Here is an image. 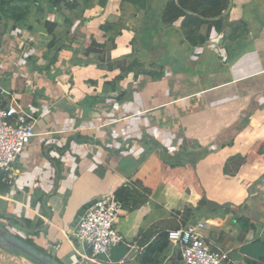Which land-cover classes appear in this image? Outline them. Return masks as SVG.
<instances>
[{
	"label": "crops",
	"instance_id": "obj_1",
	"mask_svg": "<svg viewBox=\"0 0 264 264\" xmlns=\"http://www.w3.org/2000/svg\"><path fill=\"white\" fill-rule=\"evenodd\" d=\"M188 1L0 0V85L35 120L4 229L60 264H183L161 236L203 223L229 264H264V0ZM123 188L125 243L94 261L71 231Z\"/></svg>",
	"mask_w": 264,
	"mask_h": 264
},
{
	"label": "built area",
	"instance_id": "obj_2",
	"mask_svg": "<svg viewBox=\"0 0 264 264\" xmlns=\"http://www.w3.org/2000/svg\"><path fill=\"white\" fill-rule=\"evenodd\" d=\"M34 122L16 96L0 85V172H13L14 165L35 137ZM123 210V203L115 196L93 202L78 219L71 238L85 253H90L92 260L103 261L113 248L125 243L116 229ZM204 228L203 223H196L168 230L166 240L178 249L183 264H229L228 253L205 238Z\"/></svg>",
	"mask_w": 264,
	"mask_h": 264
},
{
	"label": "water",
	"instance_id": "obj_3",
	"mask_svg": "<svg viewBox=\"0 0 264 264\" xmlns=\"http://www.w3.org/2000/svg\"><path fill=\"white\" fill-rule=\"evenodd\" d=\"M0 247L11 248L26 255L38 264H60L55 259L38 251L27 242L17 238L7 230L0 227Z\"/></svg>",
	"mask_w": 264,
	"mask_h": 264
},
{
	"label": "rangeland",
	"instance_id": "obj_4",
	"mask_svg": "<svg viewBox=\"0 0 264 264\" xmlns=\"http://www.w3.org/2000/svg\"><path fill=\"white\" fill-rule=\"evenodd\" d=\"M225 0H189L188 1V7H195V6H201L199 9V13H205V9H208L209 12L206 13V15H211L214 13L217 9L225 6ZM187 31L190 38H198V31H199V24L197 22H188L187 24ZM136 64V62H133ZM155 74H158V70L155 71ZM2 176L0 175V178ZM4 226L6 227L5 223L3 222L2 218H0V227L4 229ZM6 230V229H5ZM18 238V237H17ZM37 264V263H35Z\"/></svg>",
	"mask_w": 264,
	"mask_h": 264
},
{
	"label": "trees",
	"instance_id": "obj_5",
	"mask_svg": "<svg viewBox=\"0 0 264 264\" xmlns=\"http://www.w3.org/2000/svg\"><path fill=\"white\" fill-rule=\"evenodd\" d=\"M209 1H211V0H209ZM194 10H195V9H194ZM0 175L3 176V175H5V174L0 172ZM128 194H129V192L126 190V188H123V189H121L120 191L117 192V194L115 195V198L118 199L119 201H121V202L124 203L123 199H124V198L126 199V197H127ZM161 238L166 240V235L163 234V235L161 236ZM27 243H28V242H27ZM28 244H30V243H28ZM30 245H31V244H30ZM164 247H165V245H162V246H160V248L155 249L153 245H150V246L148 247L147 251L142 255V260L145 261V260L147 259V256L150 255V254H152L153 252H156V251H157V252H160V251H162V249H163ZM5 249H6L9 253H11V254L21 255L22 257H24V258H26V259H28V260H31L32 262L36 263L35 261H33L32 259H30V258L27 257L26 255L21 254V253H19V252L16 251V250H13V249H11V248H5ZM37 264H38V263H37Z\"/></svg>",
	"mask_w": 264,
	"mask_h": 264
}]
</instances>
